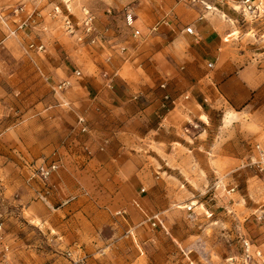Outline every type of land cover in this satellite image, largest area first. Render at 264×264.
<instances>
[{
	"label": "rangeland",
	"instance_id": "1",
	"mask_svg": "<svg viewBox=\"0 0 264 264\" xmlns=\"http://www.w3.org/2000/svg\"><path fill=\"white\" fill-rule=\"evenodd\" d=\"M203 1L208 3L203 8L210 9L208 18L227 27L218 40L219 64L244 65L264 52V0H251V11L245 10L244 0ZM197 3L0 0V157H4L0 159V264H264L260 258L247 262L242 247L243 241L249 240L255 251L264 255V173L247 167L252 147L257 143L264 147V84L240 108L232 107L223 98L222 103H215L210 93L205 96L199 91L198 101L207 114L189 125L184 140L192 146L200 145L196 151L203 160L197 167L189 164L188 171L192 173L187 175V186L178 181L169 183L163 174L155 172L161 175L160 180L141 186L135 197L108 198L88 184L70 198L78 207L87 206L70 229L74 243L60 241L71 249L57 245L53 239L58 238V233L43 229L36 219L23 213L37 200L38 190L45 189L22 174V181H12L9 177L13 172L5 171V158H19V153L23 154L24 166L41 159L36 154V138L45 119L39 112L44 107H59L58 158L64 156L62 147L70 148L72 153L78 150L89 133V119L83 110L89 97L103 91L98 84L99 87L91 84L92 77L97 73L111 74V63L119 67L133 52L160 44L156 37L164 31L169 36L161 44L166 45L172 43L174 31L192 27L196 35L185 33L177 42L184 64L160 67L176 69L193 81L201 76L208 82L214 71L208 65L215 64L216 59L204 52L201 32L189 19ZM178 4L183 9L182 17L172 19ZM85 7L94 15L98 32L107 38L94 46L80 45L65 28L68 18L76 33H81L78 23ZM127 9L133 11L143 34L140 40L134 39L126 26ZM30 15L33 22L20 29L21 22ZM41 42L46 46L45 54L39 57L34 52L31 56L25 53V47ZM121 48L126 51L122 53ZM33 60L42 65L48 82L37 72ZM257 66L264 74V64ZM76 70L82 72L80 78ZM133 70L127 63L119 76L131 79ZM172 73L171 79L162 82L166 88H161L160 83L157 91L173 95L186 88L185 82L176 79L175 71ZM65 80L70 87L55 90ZM199 85L207 90L203 83ZM123 88L125 85L119 84L109 91L122 92ZM66 95L70 106L66 105ZM80 117L85 119L88 132H82ZM20 125L24 128L20 129ZM185 151L190 155L188 149ZM156 168L162 172L161 167ZM189 205L194 206V213L187 212ZM130 208L137 213L132 214ZM119 211L125 212L126 220L117 215ZM155 214L160 215L165 227L151 226L148 217ZM68 252L73 253V260Z\"/></svg>",
	"mask_w": 264,
	"mask_h": 264
},
{
	"label": "crops",
	"instance_id": "2",
	"mask_svg": "<svg viewBox=\"0 0 264 264\" xmlns=\"http://www.w3.org/2000/svg\"><path fill=\"white\" fill-rule=\"evenodd\" d=\"M205 4L208 3L203 0L194 4L197 6L192 9L189 19L201 32L204 52L216 59L208 82L201 76L198 81H193L191 76H184L176 69L160 67L161 64H184V55L177 49V42L185 37V31H174L176 36L169 45L161 44L163 38L169 36L164 31V34L156 37L160 39V44L143 52H133V56L121 62L119 67L114 63L108 64L111 74L106 72L101 75L97 70L92 77L91 84H98L99 90L103 91L89 97V103L83 110L84 117L89 119V133L85 142L79 143V149L73 153L70 148L60 149L64 154L61 157L62 167L51 178V187L43 191L39 189L37 200L23 210L29 218L36 219L43 229L58 233V238L53 239L57 245L67 247L65 243H74L70 229L87 206L78 207L70 198L87 188L88 184L93 186L94 191H101L103 196L114 199L138 196L141 186L160 180L161 175L157 176L155 172L163 174L169 183L178 181L187 186V175L192 173L188 171L189 164L197 167L203 160L196 151L200 145L192 146L184 140L191 127L189 125H195L196 120L201 121L202 116L207 114L198 101L200 90L205 96L210 93L215 103H222L223 98L232 107L240 108L264 84V74L257 66L264 64V52L244 65L219 64L218 40L227 27L208 18L210 13L203 8ZM182 11L178 4L172 19L181 18ZM127 63L134 69L133 74L129 75L131 79L119 76ZM172 71H175L176 79L185 82L186 88L173 95L168 94L170 101H167V94L157 91V87L164 80L171 79ZM169 83L172 85L173 80ZM200 83L204 84L206 91ZM119 84L126 87L122 92L109 91ZM209 84L211 86H207ZM71 91L67 93L71 95ZM66 101V105L70 106L67 95ZM58 108L44 107L39 111L45 118L41 121L42 130L36 138V154L40 158L52 155L60 147L61 117ZM19 128L23 129L24 126L20 125ZM84 146L89 149L90 155L84 151ZM12 158H5V164H8L5 171L13 172L9 179L13 181L19 178L22 181V174L29 181L30 172L22 162L23 154L19 153V158ZM156 165L162 168V172ZM130 212L137 213L134 208H130ZM62 240L65 243L60 242Z\"/></svg>",
	"mask_w": 264,
	"mask_h": 264
},
{
	"label": "built area",
	"instance_id": "3",
	"mask_svg": "<svg viewBox=\"0 0 264 264\" xmlns=\"http://www.w3.org/2000/svg\"><path fill=\"white\" fill-rule=\"evenodd\" d=\"M200 0H191L192 3H197ZM243 5L245 7V10H252L253 5L251 4V0H244ZM208 9V7H207ZM210 10V9H208ZM19 10L16 11V14ZM83 18L80 23H78V26L81 28V33L77 34L76 27L73 24V22L70 19L65 20V28L66 31L70 35H74L76 37L77 43L80 45H88V46H94L96 44L102 43L106 38V34H100L96 28L95 25V17L92 14V12L88 8H83L82 10ZM125 23L126 26L132 30L133 37L136 40H140L143 38V34L141 30L136 25V18L132 10L127 9L125 12ZM32 21V15L28 16L23 22L20 24V29L27 28L28 25L31 24ZM157 28H154L153 32H156ZM152 32V33H153ZM185 32L189 35H196L194 29L192 27H188L185 29ZM126 51V48H121V52L124 53ZM36 53L39 57L46 53V46L42 42L39 44H30L28 47H25V53L31 56V53ZM34 61V65L37 69V72L42 76L45 81H49V76L44 72L42 65L38 62ZM110 61V59H108ZM209 68H213L214 64L209 63ZM76 77L80 78L82 76V72L80 70H76L75 72ZM71 83L68 80H65L61 82L58 86L55 87V90L58 91H64L65 89H68L70 87ZM167 84H162L161 88H166ZM165 100L170 101V96L167 94L165 95ZM79 125H81V130L83 133L88 132V128L85 122V119L83 117L79 118ZM85 152L90 155L89 149L84 146ZM30 169V180H36L39 182V184L45 189L48 190L51 187L50 181L53 175L62 167L61 159L58 158L57 153H53L49 157L41 158V160L37 161L35 164H30L27 166ZM247 167L252 168L256 170L259 173H264V147L257 143L252 147V154L249 156L247 161ZM145 189L141 190V193H144ZM139 206V205H138ZM194 206L189 205L186 207L187 212L194 213L193 210ZM118 216H121L124 220L125 218V212L119 211L117 213ZM148 221L151 222V226L153 228L157 227H165L164 221L160 217L159 214H155L153 216L148 217ZM242 247L244 250V257L245 260L252 261L256 258H260L264 262V255L259 252L255 251L254 245L249 240H244L242 243ZM68 257L73 260V253L68 252ZM75 264V263H74Z\"/></svg>",
	"mask_w": 264,
	"mask_h": 264
}]
</instances>
